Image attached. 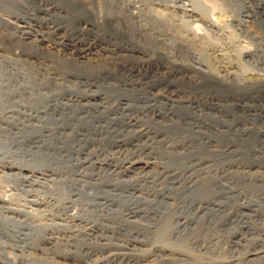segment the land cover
Listing matches in <instances>:
<instances>
[{
    "label": "rangeland",
    "instance_id": "374dc122",
    "mask_svg": "<svg viewBox=\"0 0 264 264\" xmlns=\"http://www.w3.org/2000/svg\"><path fill=\"white\" fill-rule=\"evenodd\" d=\"M210 5L0 0V264H264V0Z\"/></svg>",
    "mask_w": 264,
    "mask_h": 264
},
{
    "label": "bare ground",
    "instance_id": "6f19581e",
    "mask_svg": "<svg viewBox=\"0 0 264 264\" xmlns=\"http://www.w3.org/2000/svg\"><path fill=\"white\" fill-rule=\"evenodd\" d=\"M221 0H203V5L206 7L207 5L208 6H211L210 4H215V5H217L219 2H220ZM225 2H226V0H225ZM209 23H210V25H216V22L214 21V20H211V21H209ZM218 25V24H217ZM216 27V26H215ZM252 29V28H251ZM197 34V33H196ZM193 39V38H192ZM203 39V38H202ZM201 39V40H202ZM200 40V39H199ZM198 44V43H197ZM201 44V43H200ZM199 47V46H198ZM204 49H206V48H204ZM243 53H245V54H249L250 52L248 51V50H245V51H243ZM213 54V53H212ZM221 56V55H220ZM224 57V56H223ZM215 61L217 62V67L219 68V70L220 71H224L225 73H228V74H232V73H234L235 74V67L234 66H232V65H226L222 60H221V58H219L218 56H216L215 58ZM218 70V71H219ZM1 196H3V194L1 195ZM5 196V195H4ZM4 196H3V198H0V204L1 205H5V204H7V199H6V197L4 198Z\"/></svg>",
    "mask_w": 264,
    "mask_h": 264
}]
</instances>
